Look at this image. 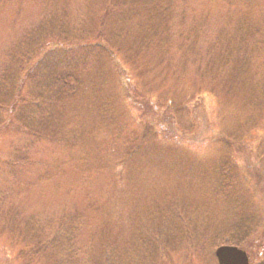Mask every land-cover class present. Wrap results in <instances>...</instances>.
<instances>
[{
  "label": "rangeland",
  "instance_id": "1",
  "mask_svg": "<svg viewBox=\"0 0 264 264\" xmlns=\"http://www.w3.org/2000/svg\"><path fill=\"white\" fill-rule=\"evenodd\" d=\"M171 3L146 47L117 0H0V264H218L222 245L264 264V100L197 70L239 20L264 33V0ZM67 72L71 93L51 84Z\"/></svg>",
  "mask_w": 264,
  "mask_h": 264
},
{
  "label": "trees",
  "instance_id": "2",
  "mask_svg": "<svg viewBox=\"0 0 264 264\" xmlns=\"http://www.w3.org/2000/svg\"><path fill=\"white\" fill-rule=\"evenodd\" d=\"M120 3L123 2L125 6L129 5L130 8H132V12H139L141 14H146V20L143 21V23H147L149 26L147 28L146 34H141L136 38V42L139 44H142L143 41L146 39L149 40L148 46H150L155 40V38H161V42L164 41V36L167 34H170L171 27L169 25V20L171 19V16L173 15V10L171 9L172 6H170L171 0H117ZM131 1V4H130ZM136 2V3H135ZM135 3V4H134ZM137 3H140L141 7H138ZM107 5V4H106ZM110 5L113 6V4L110 3ZM137 5V6H136ZM133 6H135L133 8ZM108 10L106 11V19L108 15L112 14L114 7L109 6L108 4ZM149 10V11H148ZM104 18V20L106 21ZM240 21V23H239ZM238 21V26L234 27L229 34L223 35V32L220 34L219 39L223 41L222 47L224 50H221V52L216 54H210V58L207 61L205 65H199L198 71L199 73H202L201 76L205 75L207 79H215L216 75H220L223 71L226 73V81L227 86L232 87V89H235L238 86L241 87V99L243 103L247 106V108H254L256 104L260 106L262 103V98L264 100V74L260 75L257 72V66L255 65L257 63V57L259 59L260 56L263 57L264 50L262 46H264V42L261 43V40H264V37L259 38L261 34L264 35L260 31V29L254 30L253 28H248L245 25H241V20ZM156 22V23H155ZM245 28L246 29L245 31ZM256 32V33H255ZM257 37H256V36ZM256 37V39H255ZM249 38L257 43L255 46H251L249 43ZM141 42V43H140ZM188 44L184 42L182 45H180L181 49L183 50L182 53L186 55L188 52L186 51V47ZM119 47H117L118 49ZM118 51H121V49H118ZM26 60L28 57L25 58ZM26 60H23L22 63H25ZM194 62V61H193ZM181 69H183L184 66L187 67L188 63L180 61ZM185 69V67H184ZM5 74L3 73L1 79L3 82L7 80V77H4ZM53 79V78H52ZM55 84L60 85L62 87V92H68L71 93L75 89V86H79L80 79L75 76L71 72H67L63 75H59L54 77ZM225 80V79H224ZM237 82V83H235ZM24 91L18 88L17 93H15L14 98L20 99L23 103H21L18 106V102L14 101V98L10 99V105L8 106L9 109L17 111L14 113L15 117H18L15 121L18 123L19 128L21 130H27L28 133L32 134H39L41 133L36 128H38L37 123L38 119L37 117L33 116L31 114V111H29L31 102L25 103L26 100L21 95ZM63 95V94H62ZM31 98L36 97L35 94H32L30 96ZM45 97V96H44ZM32 99V102L35 100ZM163 101V99H162ZM28 102V101H27ZM29 104V105H28ZM42 102L38 103L36 108L39 110L41 116L42 113L44 114V108ZM42 107V108H41ZM16 114V115H15ZM40 118V117H39ZM42 120V119H41ZM39 127L42 128V125L40 123L38 124ZM37 131V132H36ZM39 132V133H38ZM12 210V209H10ZM7 211V216L9 214H12L11 211ZM63 217H81L79 212L74 210L70 212L69 214L64 215ZM238 245V244H237Z\"/></svg>",
  "mask_w": 264,
  "mask_h": 264
},
{
  "label": "water",
  "instance_id": "3",
  "mask_svg": "<svg viewBox=\"0 0 264 264\" xmlns=\"http://www.w3.org/2000/svg\"><path fill=\"white\" fill-rule=\"evenodd\" d=\"M218 264H250L247 251L234 245H222L215 250Z\"/></svg>",
  "mask_w": 264,
  "mask_h": 264
}]
</instances>
